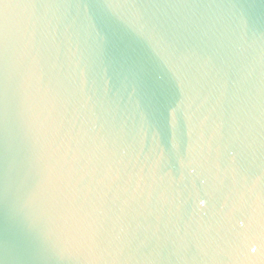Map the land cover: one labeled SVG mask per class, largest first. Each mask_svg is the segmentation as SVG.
<instances>
[{"label":"water","instance_id":"water-1","mask_svg":"<svg viewBox=\"0 0 264 264\" xmlns=\"http://www.w3.org/2000/svg\"><path fill=\"white\" fill-rule=\"evenodd\" d=\"M104 3L0 0V264H264V0Z\"/></svg>","mask_w":264,"mask_h":264},{"label":"snow or ice","instance_id":"snow-or-ice-1","mask_svg":"<svg viewBox=\"0 0 264 264\" xmlns=\"http://www.w3.org/2000/svg\"><path fill=\"white\" fill-rule=\"evenodd\" d=\"M113 5L111 3V0H105V3L103 4V8L108 9L111 8ZM2 43H3V31H2V27H0V47H2ZM81 243L84 246H88L91 243V239L87 233V231H85L81 237H80Z\"/></svg>","mask_w":264,"mask_h":264}]
</instances>
